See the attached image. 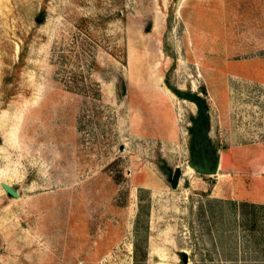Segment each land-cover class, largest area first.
I'll return each instance as SVG.
<instances>
[{
  "label": "rangeland",
  "instance_id": "obj_1",
  "mask_svg": "<svg viewBox=\"0 0 264 264\" xmlns=\"http://www.w3.org/2000/svg\"><path fill=\"white\" fill-rule=\"evenodd\" d=\"M2 181L0 264H264V0H0Z\"/></svg>",
  "mask_w": 264,
  "mask_h": 264
},
{
  "label": "flooded vegetation",
  "instance_id": "obj_2",
  "mask_svg": "<svg viewBox=\"0 0 264 264\" xmlns=\"http://www.w3.org/2000/svg\"><path fill=\"white\" fill-rule=\"evenodd\" d=\"M191 127V143L189 146L190 162L200 165L204 169L213 170L220 165L221 150L209 137L210 120L206 121L204 113L198 106V112L193 117ZM178 167V166H177ZM176 170V168H175ZM170 171L171 174L175 173ZM198 172V171H197ZM200 173V172H198ZM183 170L181 171V175ZM203 174V173H200Z\"/></svg>",
  "mask_w": 264,
  "mask_h": 264
},
{
  "label": "water",
  "instance_id": "obj_3",
  "mask_svg": "<svg viewBox=\"0 0 264 264\" xmlns=\"http://www.w3.org/2000/svg\"><path fill=\"white\" fill-rule=\"evenodd\" d=\"M189 166L193 167V169H195V171H198L200 173L203 174H217L219 172V165L218 167H216L213 170H208V169H204L202 168L200 165L198 164H194V162H190ZM181 171L182 168L180 166L176 167L175 173H170L169 177L171 180V183L173 185V187H177L179 185L180 182V178H181ZM4 189L7 191V193H9L10 195L14 196V197H20V192L19 189L15 186H13L11 183L8 182H3L2 183ZM185 257V255H184Z\"/></svg>",
  "mask_w": 264,
  "mask_h": 264
},
{
  "label": "trees",
  "instance_id": "obj_4",
  "mask_svg": "<svg viewBox=\"0 0 264 264\" xmlns=\"http://www.w3.org/2000/svg\"><path fill=\"white\" fill-rule=\"evenodd\" d=\"M176 93L183 98H188V99L194 101L199 106L201 111L204 113V115L206 117V121L210 120L209 105H208L206 99H204L203 97H201L200 95H198L196 93H182L181 91H178V90L176 91ZM243 205L244 206H257L255 203H250V202H244Z\"/></svg>",
  "mask_w": 264,
  "mask_h": 264
},
{
  "label": "bare ground",
  "instance_id": "obj_5",
  "mask_svg": "<svg viewBox=\"0 0 264 264\" xmlns=\"http://www.w3.org/2000/svg\"><path fill=\"white\" fill-rule=\"evenodd\" d=\"M3 120V119H2ZM18 120V119H17ZM7 125H9V124H7ZM4 127V126H3ZM5 133V132H4ZM11 134V133H10ZM15 135V134H14ZM13 136V135H12ZM5 137V136H4ZM12 138V137H11ZM11 138H8V139H11ZM16 139V138H15ZM3 147V146H2ZM189 169L191 170V171H194V169H193V167H190L189 166ZM15 175V174H14ZM5 176V175H4ZM3 182H6V181H2V183ZM2 183L0 184L1 185V187L3 188V185H2ZM9 183V182H8Z\"/></svg>",
  "mask_w": 264,
  "mask_h": 264
},
{
  "label": "crops",
  "instance_id": "obj_6",
  "mask_svg": "<svg viewBox=\"0 0 264 264\" xmlns=\"http://www.w3.org/2000/svg\"><path fill=\"white\" fill-rule=\"evenodd\" d=\"M262 201H264V200H262Z\"/></svg>",
  "mask_w": 264,
  "mask_h": 264
}]
</instances>
